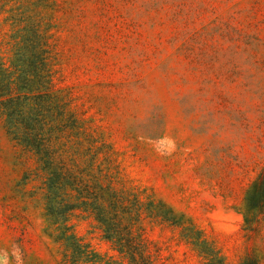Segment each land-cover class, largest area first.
Segmentation results:
<instances>
[{
	"label": "rangeland",
	"instance_id": "1",
	"mask_svg": "<svg viewBox=\"0 0 264 264\" xmlns=\"http://www.w3.org/2000/svg\"><path fill=\"white\" fill-rule=\"evenodd\" d=\"M21 141L140 209L153 264H204L202 239L264 264V216L243 214L264 167V0H0V264H68ZM69 224L121 259L93 215Z\"/></svg>",
	"mask_w": 264,
	"mask_h": 264
},
{
	"label": "trees",
	"instance_id": "2",
	"mask_svg": "<svg viewBox=\"0 0 264 264\" xmlns=\"http://www.w3.org/2000/svg\"><path fill=\"white\" fill-rule=\"evenodd\" d=\"M19 144L37 154L39 162H42L39 169L44 175L42 196L48 222L47 233L62 247V256L66 263L153 264L146 254L143 234L138 232L142 220L140 209L132 216L125 209L127 206L124 204L123 195L112 187L104 186L99 179L84 174L79 168H74L60 159L56 160L54 155L57 151L51 146L35 142L30 145L26 141ZM245 200V226L249 230L255 229L264 216V167L250 184ZM77 210L93 215L103 231V237L114 244L120 260L102 257L89 243L74 234L69 220ZM150 216L155 217L158 214L150 211ZM122 228L126 230V234L121 231ZM188 234L184 237L190 238ZM195 242L204 264H226L225 258L212 244L204 239L200 243ZM240 264H260V259L256 254L249 253Z\"/></svg>",
	"mask_w": 264,
	"mask_h": 264
}]
</instances>
